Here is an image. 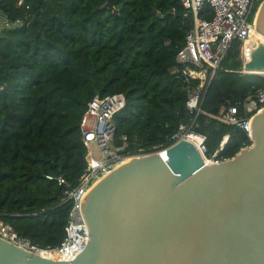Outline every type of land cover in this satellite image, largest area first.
Here are the masks:
<instances>
[{
	"label": "trees",
	"instance_id": "obj_1",
	"mask_svg": "<svg viewBox=\"0 0 264 264\" xmlns=\"http://www.w3.org/2000/svg\"><path fill=\"white\" fill-rule=\"evenodd\" d=\"M17 2H0L8 23L23 21L0 32V222L19 236L43 249L63 240L66 187L46 176L78 184L87 164L80 121L95 95L123 94L114 137H126V155L170 146L181 127L204 135L209 153L228 136L222 158L250 145L243 130L210 117L233 107L244 118V103L264 89L263 77L241 73L239 42L203 90L204 114L185 109L182 83L170 73L194 18H211L208 5L185 18L179 0H115L116 12L106 0H24L28 10ZM34 14L39 35L27 29Z\"/></svg>",
	"mask_w": 264,
	"mask_h": 264
},
{
	"label": "water",
	"instance_id": "obj_2",
	"mask_svg": "<svg viewBox=\"0 0 264 264\" xmlns=\"http://www.w3.org/2000/svg\"><path fill=\"white\" fill-rule=\"evenodd\" d=\"M255 30L264 40V0ZM241 73L264 78V43L249 40ZM249 128L251 144L218 165L180 139L114 167L81 202L87 243L72 260L0 239V264H264V109Z\"/></svg>",
	"mask_w": 264,
	"mask_h": 264
},
{
	"label": "built area",
	"instance_id": "obj_3",
	"mask_svg": "<svg viewBox=\"0 0 264 264\" xmlns=\"http://www.w3.org/2000/svg\"><path fill=\"white\" fill-rule=\"evenodd\" d=\"M183 9V17L195 15L205 5L211 10L210 19L194 18L193 28L186 32L184 44H177L176 63L170 73L182 83V89L186 94L185 109L196 116L204 114L201 110L203 90L220 67L230 45L237 41L240 43L239 59L242 65L245 63L243 54L244 45L256 34L255 19L258 2L260 0H179ZM17 6H29L24 0H18ZM23 21L14 23L6 21L5 26L17 28ZM164 46H169L171 41L166 39ZM245 117L239 118L233 107L223 109L219 114L211 118L225 124L235 125L246 133L251 144L249 124L252 117L264 109V89L256 91L253 98L243 105ZM125 108L123 94H111L105 97L95 95L87 104L80 121V132L83 146L87 149V164L80 176L78 184L69 188L62 176H46L50 181H55L58 186L66 187L63 190V201L70 204L65 235L61 243L54 248H39L28 238L19 236L9 225L0 222V239L9 242L19 248L41 255L44 252L54 253L56 260H72L80 254L87 243V228L81 215V202L89 189L102 176L109 173L114 167L124 163L132 157H141L149 153L139 150L138 154L126 155V137L115 142L114 117ZM181 132L177 140L185 139L191 142L201 155L206 165H218L228 160L222 158V151L228 136L221 141L217 151L209 153L205 145V136L194 131ZM176 140V141H177ZM249 146V145H248ZM245 146V147H248ZM164 149L155 152H164ZM152 153V152H151Z\"/></svg>",
	"mask_w": 264,
	"mask_h": 264
},
{
	"label": "bare ground",
	"instance_id": "obj_4",
	"mask_svg": "<svg viewBox=\"0 0 264 264\" xmlns=\"http://www.w3.org/2000/svg\"><path fill=\"white\" fill-rule=\"evenodd\" d=\"M255 36L254 37H251V38H254V40L260 42V43H264V40L263 38L261 37V35H259L257 33V31L255 32ZM250 38V39H251ZM249 39V40H250ZM249 42H247L244 47H243V54H244V58H245V51H246V48H247V45H248ZM164 154V152H162V155ZM41 257H44V258H47V259H51V260H56L55 256H54V253H51V252H44L40 255Z\"/></svg>",
	"mask_w": 264,
	"mask_h": 264
},
{
	"label": "crops",
	"instance_id": "obj_5",
	"mask_svg": "<svg viewBox=\"0 0 264 264\" xmlns=\"http://www.w3.org/2000/svg\"><path fill=\"white\" fill-rule=\"evenodd\" d=\"M3 1V0H0V2ZM6 19L2 16V13L0 11V32L1 30L3 29V27L5 26V23H6Z\"/></svg>",
	"mask_w": 264,
	"mask_h": 264
}]
</instances>
